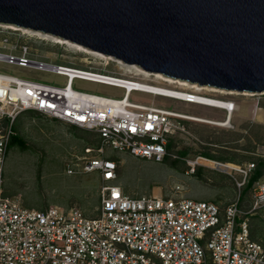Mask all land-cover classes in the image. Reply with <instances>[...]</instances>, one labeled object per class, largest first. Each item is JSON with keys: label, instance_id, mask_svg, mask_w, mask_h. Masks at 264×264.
I'll return each mask as SVG.
<instances>
[{"label": "built area", "instance_id": "obj_1", "mask_svg": "<svg viewBox=\"0 0 264 264\" xmlns=\"http://www.w3.org/2000/svg\"><path fill=\"white\" fill-rule=\"evenodd\" d=\"M20 47L21 55L0 51V61L49 70L66 82L50 84L0 72V264H264V239L253 236L247 216L264 206V180L252 187L250 209L242 207L240 195L224 207L187 197L130 196L119 181V162L109 151L161 162L171 155L169 137L182 131L175 119H190L181 112L132 102L131 90L116 84L122 80L118 76L31 58L29 46ZM75 80L107 83L125 92L121 98L86 92L74 86ZM94 97L124 103L111 107ZM184 99L198 101L192 92ZM28 111L89 131L97 140L83 149L82 158L66 166L69 174L99 173L100 205L92 215L57 206L29 208L5 194L14 127ZM211 160L203 155L186 158L191 167L187 174ZM238 168L234 171L241 177L235 181L241 190L255 164Z\"/></svg>", "mask_w": 264, "mask_h": 264}, {"label": "rangeland", "instance_id": "obj_2", "mask_svg": "<svg viewBox=\"0 0 264 264\" xmlns=\"http://www.w3.org/2000/svg\"><path fill=\"white\" fill-rule=\"evenodd\" d=\"M5 38L8 41H5ZM57 39L69 41L48 33L0 23L2 52L21 55L20 46L26 44L30 48L31 58L86 70L92 69L147 84L175 86L167 85V81L164 84L156 75H146L139 67L128 65L121 60L118 63L110 60L107 64V59H104L102 54L99 55L98 52L86 47L84 50L96 53L84 52L80 48L59 43ZM0 72L50 84L64 85L66 82V77L56 73L3 61H0ZM74 86L86 92L114 98H121L125 92L121 88L84 80H75ZM176 89L179 90L178 87ZM232 92L234 93L202 91L201 95L227 99L225 101L235 103L230 124L216 126L195 120L175 119L177 122L180 121L182 131L173 134L171 144L173 152L161 162L110 150L109 153L119 162V181L126 193L137 197L142 194H155L154 192L158 190L161 191V196L210 200L221 207L235 201L240 195L243 199L242 207L250 209L253 189H250L248 195L245 189L239 190L235 177L241 176L234 170L213 168L214 164L206 162L198 166L194 173L187 174L191 167L187 164L186 158L194 159L203 155V152L214 154L216 159L224 160L220 157H225L227 159L225 163L239 167L256 164L259 159H264V107L262 110L258 108L259 102L262 104L264 101V93L246 95L248 92ZM129 98L132 102L214 120L223 121L227 115V112L221 110L224 108L192 104L179 98L151 93L134 91ZM14 129L26 141L27 146L25 149L17 146L9 149L4 172L5 194L20 198L29 208L41 210L57 206L65 212L81 209L92 215L95 207L100 205L99 173L94 171L69 174L66 167L70 161L77 162L76 159L82 156L87 145L96 143L92 134L36 112L23 114L17 120ZM257 136L262 138L259 142L255 140ZM182 150H187L188 155L177 160L173 158V155H179ZM76 168L79 170L80 167ZM199 169L200 173L197 174ZM260 180L263 181L264 176ZM178 185L180 190H176ZM247 216L253 236L264 239V206Z\"/></svg>", "mask_w": 264, "mask_h": 264}, {"label": "water", "instance_id": "obj_3", "mask_svg": "<svg viewBox=\"0 0 264 264\" xmlns=\"http://www.w3.org/2000/svg\"><path fill=\"white\" fill-rule=\"evenodd\" d=\"M0 23L149 72L264 93V0H0Z\"/></svg>", "mask_w": 264, "mask_h": 264}, {"label": "bare ground", "instance_id": "obj_4", "mask_svg": "<svg viewBox=\"0 0 264 264\" xmlns=\"http://www.w3.org/2000/svg\"><path fill=\"white\" fill-rule=\"evenodd\" d=\"M22 28H24V27H22ZM61 39H63V38H61ZM57 41L59 43L61 42V43H64V44H68V45L72 46L73 48H76V47L78 49L80 48V50H83L84 52L96 53V52H92V51H86V50H84L85 47H83L82 45L76 44V43H74L75 45H72L69 41H66V40L57 39ZM97 54H99V55L102 54V56H104V59H107L106 60L107 64L109 63L110 60H114V62H116V63H118V61H120V60L116 61V59H114L112 57H109L108 55H105L103 53H99L98 52ZM128 65H133L134 66V64H128ZM136 66L137 65H135V67ZM139 68L146 75H149V76L156 75L158 77L157 79H161L163 81V83L165 81H167L168 82L167 85H171V86L175 85L176 87L179 88V90L176 89L175 86L166 87V86H162V85H153V84H147V83H144V82H140V81H137V80H131V79L120 78V77L119 78L122 79V80H116L117 81L116 84H118L120 86H124L127 89L131 90L130 91V95H131L132 92L138 91V92L151 93V94H154V95L168 96V97H173L175 99L179 98V99L185 100L184 98H186V93H188V92L195 93L197 98H198V101H195V102L188 101L189 103H192V104H205L207 107L208 106H212V107L224 108L226 110V112H227L226 118L223 121H220V120L209 119V118H206V117H200V116H194V115L180 113L181 117L186 118V119H190V120H195V121H198V122H203V123L216 125V126H226V125L230 124L229 122L232 119V114H233V110L235 108V103L233 101H225L227 99L207 97V96L201 95V92L202 91H212V92H221V93H225V94L226 93L227 94H229V93L233 94L234 92H232L231 90H227L229 92H226V90H224V89H219V88H215V87H213V88L212 87L210 88L209 86L208 87L207 86L201 87L203 85H199V84H195V83L193 84V83H190V82H187V81L174 79L173 77H166L165 75H163L161 73L149 72V71H146V70L142 69L141 67H139ZM46 71H49V70H46ZM50 72H52V71H50ZM94 77L98 79V76H94ZM162 77L163 78H167V79L165 80ZM93 80H95V79H93ZM174 80H177V81L175 82ZM131 81H133V82H131ZM181 82H183V83H181ZM93 83H95V82H93ZM98 84H104V85H109V86L115 87V86L107 84V83H98ZM164 84H166V83H164ZM117 88H119V87H117ZM121 89H122V87H121ZM245 94L246 95H252V94H250V92H248V94L247 93H245ZM94 99H98V100H102L103 102L110 103L111 107H112V103H115V104L124 103V102H118L117 99H115V102H112V101L108 100L110 98H105V97H102V98L94 97ZM182 100H180V101H182ZM206 162L214 164V166H216V168L222 167V168L227 169V170H237V171L239 169L238 168L239 166H234L232 164L225 163V162H223V164H221V163H219V161H216V160H211V161H206ZM157 189H159V188H157ZM157 193H159V192H157Z\"/></svg>", "mask_w": 264, "mask_h": 264}, {"label": "trees", "instance_id": "obj_5", "mask_svg": "<svg viewBox=\"0 0 264 264\" xmlns=\"http://www.w3.org/2000/svg\"><path fill=\"white\" fill-rule=\"evenodd\" d=\"M264 107V101L263 103L261 104V102H259L258 104V108H260V110H262L261 108ZM29 112H33V111H28L26 113H29ZM25 113V114H26ZM21 117V116H20ZM19 117V118H20ZM19 120V119H18ZM76 127V126H74ZM77 128V127H76ZM79 128V127H78ZM93 136V135H92ZM94 138V137H93ZM95 139V138H94ZM262 138L259 136H257L255 138L256 142H259ZM172 140H173V136H170L169 137V141H168V151L170 153H172L173 151L171 150V144H172ZM97 142V140H95ZM96 144V143H95ZM13 146H17L19 147L20 149H25L26 148V141L21 137L20 134L16 133L12 139H11V142H10V146H9V149H11ZM249 148V147H247ZM203 156L205 157H208L210 159H213V160H216V161H220V162H226L225 160H227L225 157H220L224 160H221V159H216L214 158V154H211L209 152H203ZM175 154V153H174ZM176 155V154H175ZM188 155V151L187 150H182L180 151V154L179 155H176V157H173L175 158L176 160L177 159H181L183 158V156H187ZM165 159V158H164ZM255 164V163H254ZM200 173V169L197 171V174ZM264 176V159L261 158L257 161V163L255 164V168L249 173V178H248V181H247V184L243 187V189L246 190V194L248 195L250 189L253 187V185L258 182L262 177ZM242 198H241V202H242ZM240 202V203H241ZM242 204V203H241Z\"/></svg>", "mask_w": 264, "mask_h": 264}, {"label": "crops", "instance_id": "obj_6", "mask_svg": "<svg viewBox=\"0 0 264 264\" xmlns=\"http://www.w3.org/2000/svg\"><path fill=\"white\" fill-rule=\"evenodd\" d=\"M221 110H223V111H225L226 112V110L225 109H221ZM159 193H157V191H155L154 193H155V195H161V191H158Z\"/></svg>", "mask_w": 264, "mask_h": 264}, {"label": "clouds", "instance_id": "obj_7", "mask_svg": "<svg viewBox=\"0 0 264 264\" xmlns=\"http://www.w3.org/2000/svg\"><path fill=\"white\" fill-rule=\"evenodd\" d=\"M100 197V196H99Z\"/></svg>", "mask_w": 264, "mask_h": 264}]
</instances>
